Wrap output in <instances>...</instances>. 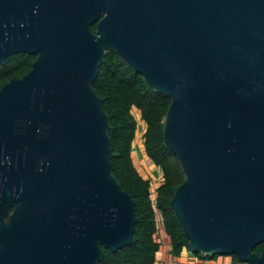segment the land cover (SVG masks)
<instances>
[{
    "label": "water",
    "instance_id": "95a60500",
    "mask_svg": "<svg viewBox=\"0 0 264 264\" xmlns=\"http://www.w3.org/2000/svg\"><path fill=\"white\" fill-rule=\"evenodd\" d=\"M107 50L171 99L192 252L264 264V0H0V64L36 55L0 88V264H99L134 243L93 87Z\"/></svg>",
    "mask_w": 264,
    "mask_h": 264
},
{
    "label": "trees",
    "instance_id": "16d2710c",
    "mask_svg": "<svg viewBox=\"0 0 264 264\" xmlns=\"http://www.w3.org/2000/svg\"><path fill=\"white\" fill-rule=\"evenodd\" d=\"M92 28L96 31L97 25ZM35 58L36 55L23 52L7 57L6 63L0 64V88L12 78L23 77L31 69ZM93 87L103 99V109L108 115L112 174L132 195L137 215L134 243L115 252L105 249L104 259L99 264H154L162 247L159 224L171 244L173 256L179 257L184 251H192L189 239L171 208L177 187L186 180L178 157L169 150L164 139V122L171 99L154 91L144 77L113 50L106 51ZM134 109L139 111L141 120L146 124L143 149L162 173V180L154 190L153 179L139 172L133 157L139 129ZM263 250L264 243L254 248L258 255ZM232 257L241 262L237 256Z\"/></svg>",
    "mask_w": 264,
    "mask_h": 264
},
{
    "label": "rangeland",
    "instance_id": "374dc122",
    "mask_svg": "<svg viewBox=\"0 0 264 264\" xmlns=\"http://www.w3.org/2000/svg\"><path fill=\"white\" fill-rule=\"evenodd\" d=\"M135 116L138 119L139 122V129L137 133V137L134 143V151H133V157L135 164L137 168L139 169V172L144 177H150L153 179V187L152 190H154L161 182L162 180V173L160 170L150 161L148 156L146 155L144 149H143V132L146 127L145 122L141 120L140 113L138 110H133ZM157 174V175H156ZM159 238L162 241L168 242L167 236L160 231ZM192 252V251H191Z\"/></svg>",
    "mask_w": 264,
    "mask_h": 264
},
{
    "label": "crops",
    "instance_id": "0c3cea01",
    "mask_svg": "<svg viewBox=\"0 0 264 264\" xmlns=\"http://www.w3.org/2000/svg\"><path fill=\"white\" fill-rule=\"evenodd\" d=\"M171 250V244L164 242L154 264H244L242 262H236L229 255H218L214 258L205 259L188 250L184 251L181 256L175 257Z\"/></svg>",
    "mask_w": 264,
    "mask_h": 264
},
{
    "label": "flooded vegetation",
    "instance_id": "af4514ba",
    "mask_svg": "<svg viewBox=\"0 0 264 264\" xmlns=\"http://www.w3.org/2000/svg\"><path fill=\"white\" fill-rule=\"evenodd\" d=\"M6 180H7V178L4 177V175L0 176V194H1V196H3V194H4V190H5L4 185H5ZM8 193L9 194L11 193L10 190L8 191ZM12 211H13V208L10 207L9 208V215L12 213ZM244 264H246V263H244Z\"/></svg>",
    "mask_w": 264,
    "mask_h": 264
},
{
    "label": "built area",
    "instance_id": "2783aa9c",
    "mask_svg": "<svg viewBox=\"0 0 264 264\" xmlns=\"http://www.w3.org/2000/svg\"><path fill=\"white\" fill-rule=\"evenodd\" d=\"M160 231L163 232V233L165 234L164 230L162 229L161 225L159 224V235H160ZM165 235H166V234H165ZM167 240H168V239H167ZM161 242H162V245H163L165 241H162V240H161ZM168 242H169V241H168Z\"/></svg>",
    "mask_w": 264,
    "mask_h": 264
}]
</instances>
